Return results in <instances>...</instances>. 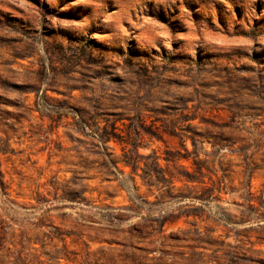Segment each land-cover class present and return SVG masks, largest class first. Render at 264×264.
<instances>
[{
    "label": "rangeland",
    "instance_id": "374dc122",
    "mask_svg": "<svg viewBox=\"0 0 264 264\" xmlns=\"http://www.w3.org/2000/svg\"><path fill=\"white\" fill-rule=\"evenodd\" d=\"M0 183V264H264V0H0Z\"/></svg>",
    "mask_w": 264,
    "mask_h": 264
},
{
    "label": "trees",
    "instance_id": "16d2710c",
    "mask_svg": "<svg viewBox=\"0 0 264 264\" xmlns=\"http://www.w3.org/2000/svg\"><path fill=\"white\" fill-rule=\"evenodd\" d=\"M49 112H53V109H49ZM95 125L96 126L91 129V126L88 124L87 121H80V124L78 125V130L81 134L89 138V140L91 141V145H93L92 142L95 143L94 146L98 149L97 155L101 157L103 161L102 165L108 169L116 170L117 162L111 158L112 153L108 152L107 145L109 142H119L127 144V140L123 136H118L116 134L115 127L111 126L109 130L106 127L100 128L97 124ZM121 162L125 166H130L132 172L135 171L136 165L129 163L128 161H126V159H123ZM0 184L2 185V183Z\"/></svg>",
    "mask_w": 264,
    "mask_h": 264
}]
</instances>
